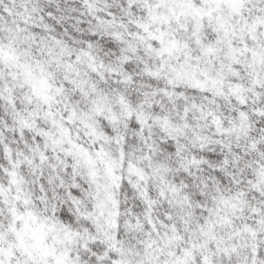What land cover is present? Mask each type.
I'll list each match as a JSON object with an SVG mask.
<instances>
[{"label":"snow or ice","instance_id":"1","mask_svg":"<svg viewBox=\"0 0 264 264\" xmlns=\"http://www.w3.org/2000/svg\"><path fill=\"white\" fill-rule=\"evenodd\" d=\"M0 264H264V0H0Z\"/></svg>","mask_w":264,"mask_h":264}]
</instances>
